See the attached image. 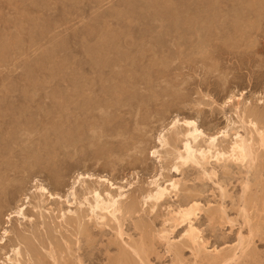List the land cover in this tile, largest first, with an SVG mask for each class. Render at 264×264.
I'll list each match as a JSON object with an SVG mask.
<instances>
[{"label": "rangeland", "instance_id": "obj_1", "mask_svg": "<svg viewBox=\"0 0 264 264\" xmlns=\"http://www.w3.org/2000/svg\"><path fill=\"white\" fill-rule=\"evenodd\" d=\"M249 4L246 45L209 19L206 54L201 0H0V187H11L0 264H114L141 242L146 260L133 253L127 264H224L216 257L226 253L229 264H264V149L250 164L176 159L186 119L207 136L227 131L222 150L237 132L257 136L235 110L264 101V2ZM174 181L179 192L147 199ZM42 185L55 199L40 201ZM90 190L123 193V213L99 219ZM195 204L201 246L186 238L189 222L173 219Z\"/></svg>", "mask_w": 264, "mask_h": 264}, {"label": "bare ground", "instance_id": "obj_2", "mask_svg": "<svg viewBox=\"0 0 264 264\" xmlns=\"http://www.w3.org/2000/svg\"><path fill=\"white\" fill-rule=\"evenodd\" d=\"M202 1V8H203V12H202V17H201V20H202V23L204 24L202 26V37H203V47H204V50L206 49V54H207V51H209V47H208V44H209V37L211 35H209V25H208V22H209V19L214 22V28L218 31V30H222V28H224L225 26H228V28L230 29V32H234L236 30H238V34L235 32L234 36L235 37H238L237 38V43L239 44V46H243L245 43H244V38H243V35H244V31L242 32V30H244V26H247V24L252 25L250 23V20L252 18H254L255 16V13H253L254 11L252 10L251 8V5L249 4L250 3V0H212L213 2V5L211 6L210 5V0H201ZM259 1V0H258ZM262 2H264V0H260ZM250 5V6H248ZM93 6V5H92ZM124 7V6H123ZM128 7V6H127ZM201 9V8H200ZM219 10H222V13L220 15L219 13ZM212 11L213 14H209V12ZM256 12V11H255ZM263 12V11H262ZM190 15V14H189ZM261 15V14H260ZM211 17V18H210ZM224 19V22L222 25H220V28L218 26L219 22L221 19ZM222 23V22H220ZM254 23V22H252ZM252 26H250V29H251ZM226 28V27H225ZM212 29V28H211ZM57 30V29H56ZM212 31V30H211ZM216 31V32H217ZM223 31V30H222ZM226 32V31H225ZM249 32V31H248ZM214 33V31L212 32V34ZM230 34V33H229ZM209 35V36H208ZM224 32H220V34H217L215 35L214 34V37H216L215 41L217 43H221L224 45ZM249 36V35H248ZM213 37V35L211 36ZM236 39V38H234ZM213 40V39H212ZM246 41V40H245ZM106 43V42H105ZM236 43V42H235ZM236 43V45H237ZM212 44V43H211ZM8 45V44H7ZM246 45V44H245ZM83 46V45H82ZM207 47V48H206ZM212 47V46H211ZM210 47V48H211ZM237 47V46H235ZM247 47V46H246ZM252 49V48H251ZM242 50V49H241ZM245 51V50H244ZM97 52V51H95ZM235 53V52H234ZM233 56V55H232ZM243 56V55H242ZM79 64V63H78ZM81 70V69H80ZM78 73V72H77ZM123 74V73H122ZM130 75V74H128ZM225 81V80H224ZM66 84V83H65ZM90 85V84H89ZM75 86V85H74ZM80 87V86H79ZM95 87V86H94ZM78 89V88H77ZM88 91V90H87ZM77 92V91H76ZM52 95V94H51ZM233 95V94H232ZM244 95V94H243ZM236 98V96H235ZM234 98V99H235ZM60 99V98H59ZM62 99V98H61ZM64 99V98H63ZM231 100V101H234ZM239 99V98H238ZM240 100V99H239ZM229 101V100H228ZM245 101V100H244ZM258 101V100H257ZM230 102V101H229ZM250 102V101H249ZM247 103V102H246ZM255 103V102H254ZM227 104V102H226ZM231 104V102H230ZM239 104V103H238ZM245 104V102H244ZM235 105V104H234ZM95 106V105H94ZM240 106V105H239ZM239 106H235L238 112L241 113V118H242V122L243 123H247L248 125L252 126L253 128H255V132H257V136L259 139H255L254 138V135L252 132H254V130L251 131V134H250V138L248 137H245V136H242L241 134H239V132H237L236 137L234 139V141L231 143V145H229V147H227L228 145H226V149H221L220 148V139L222 138H227L228 137V132L227 131H221L220 134L218 135H214V136H207L205 134V132L199 127V124L197 122V120H184L183 121V125L186 127L183 126L184 128V138H185V141H184V145H183V151L180 152L177 156V160L179 161L180 164H182L183 166L185 165H191V166H204V165H207L212 162H217V163H221V162H225L227 163L226 161L228 160H231V161H234V162H237V163H241V164H246V163H254L255 161H257V159H260V154L263 152L260 150L261 148L264 149V129H260L259 128V124L258 123H264V101H260L256 104V106L254 105L253 106V101L252 103H248V104H245L244 108L241 109ZM232 107V106H231ZM60 109V108H59ZM63 109V108H62ZM120 109V108H119ZM118 109V110H119ZM223 109V108H222ZM66 111V110H65ZM123 111V110H122ZM223 111V110H222ZM224 112V111H223ZM236 112V113H237ZM88 113V112H87ZM222 113V112H221ZM127 114V113H126ZM235 114V112H234ZM225 115V114H224ZM240 115V114H239ZM238 115V116H239ZM240 118V117H239ZM228 119V117H227ZM182 120L179 118L178 120H176L174 122V126L173 127H176L179 123H181ZM182 124V123H181ZM246 124V125H247ZM244 127V126H243ZM264 127V126H263ZM59 129V128H58ZM251 129V128H250ZM181 130V129H180ZM183 130V129H182ZM74 131V130H73ZM249 132V131H248ZM178 133V132H177ZM162 136V135H161ZM171 136V135H169ZM176 136V135H175ZM64 137V136H63ZM177 137V136H176ZM57 138V137H56ZM205 138H207L205 140ZM176 139V138H175ZM168 140V139H167ZM165 138L161 139L160 141L162 142V146L166 145L167 146V141ZM174 140V139H173ZM206 143L205 146L202 145V142ZM222 142V140H221ZM225 142V141H223ZM222 142V143H223ZM223 145H221L222 147ZM224 147V146H223ZM54 148V147H53ZM181 149V148H180ZM259 151H261L259 153ZM15 153V152H14ZM263 156V155H262ZM9 157V156H8ZM7 159V158H6ZM261 161V160H260ZM2 163V162H1ZM52 163V162H51ZM190 166V167H191ZM1 167V166H0ZM208 167V166H207ZM205 168V167H204ZM262 168V167H261ZM175 169L177 171H179V169L181 168H178L177 166L175 167ZM206 169V168H205ZM203 170V169H202ZM4 177V176H3ZM2 177V178H3ZM7 177V175H6ZM83 177V176H82ZM206 177V176H205ZM209 177V176H208ZM81 178V177H80ZM84 179V178H83ZM81 180V179H80ZM85 180V179H84ZM2 182H5L4 180ZM169 183V182H168ZM2 184V183H1ZM4 184V183H3ZM0 187V208H6L5 206V202L7 201V196H8V193H6V191L8 192L10 189L7 184L3 185ZM85 184V183H84ZM21 185V183H20ZM19 185V186H20ZM157 188L155 189V191H153L152 193H150L148 196H147V199H151V201L153 200L154 203L157 205L159 204L160 202H162L163 200H165L167 198V194L169 193H173V192H179V187H178V183L177 182H171L169 183V185H165V186H161L159 184H157ZM164 185V184H163ZM81 186V185H80ZM38 187V186H37ZM11 188V187H10ZM85 188V187H84ZM38 190L40 192L41 195H37L40 199V201L46 197L45 195H49V198L50 199H55L54 197V194H51L50 191H48V189L46 187H44L43 185L41 187H38ZM99 191V190H98ZM96 190H93V191H89L88 193L90 195H93L95 198V203L93 205V213L95 214L96 210H99L100 212H103V213H100V216L98 215V218L99 219H103L105 220L106 218V214H109L113 217V219H116V216L118 213H121L122 212V206H121V200L122 198L125 199V195L123 193L117 195V196H113L109 193H106L107 194V197L105 198L101 193L100 191L98 192ZM10 194V193H9ZM105 194V195H106ZM37 197V199H38ZM88 198V197H87ZM147 201V200H146ZM41 202H44L45 203V199L42 200ZM40 202V203H41ZM123 202V201H122ZM39 205V204H38ZM42 206V205H41ZM124 207V206H123ZM128 208V207H127ZM36 209V208H35ZM34 209V210H35ZM127 211L126 212H129V211H134L135 208L134 206H132L130 209H126ZM23 209H20L17 214L20 216L21 214L22 215H25ZM136 211V210H135ZM198 211H201V208L198 204H195V205H191L189 208H186V209H179V212L175 214L174 216V222L176 221V223H187L189 222V230L187 231V234L186 235V238L193 242L195 245L198 243V239L200 238V230L198 231L197 228H194V225H192L193 223V219L196 218L198 216ZM106 212V214H104ZM37 213V212H36ZM72 213V212H70ZM84 213V212H83ZM123 213V212H122ZM131 214V212H129ZM134 213V212H133ZM249 213V212H248ZM97 214V213H96ZM102 214V215H101ZM219 214V213H218ZM13 215V214H10V216ZM44 215V214H43ZM4 216V212L3 210H0V221L2 222V217ZM41 216V215H40ZM85 215H83L84 217ZM43 217V216H42ZM97 217V216H96ZM210 217V216H209ZM216 217V216H215ZM81 218V217H80ZM87 218V217H86ZM219 218V217H217ZM107 219V218H106ZM172 219V218H171ZM11 220V219H10ZM82 220V218H81ZM66 221V220H65ZM119 221V220H117ZM0 222V223H1ZM80 222V221H79ZM81 224V223H80ZM108 225V224H107ZM179 226V225H178ZM94 228V227H93ZM56 229V228H55ZM81 229V228H80ZM84 230V229H83ZM92 230V229H91ZM258 230V229H257ZM52 232V231H51ZM36 233V232H35ZM86 232H81L80 234H84ZM11 233L6 230L3 234V237L1 239V242L0 244H5V239L3 238H7ZM168 234V233H167ZM20 235V234H19ZM89 235V234H88ZM93 235V234H92ZM22 236V235H21ZM33 236V235H32ZM86 236V235H84ZM254 236V235H253ZM24 237V236H23ZM21 237L23 240L22 242L24 241L25 242V245H26V249H27V253L28 251H31V253H35L37 251L36 247H35V243L32 241V240H28V239H25ZM26 237V236H25ZM90 237V236H89ZM251 237V236H250ZM25 239V240H24ZM52 239V237H51ZM50 241V240H49ZM48 241V242H49ZM21 242V241H20ZM78 242V241H77ZM200 242V241H199ZM202 242V241H201ZM242 242V245H244V242ZM7 243V242H6ZM81 243V242H80ZM130 243V242H129ZM200 245V243H198ZM204 244V243H203ZM249 244V243H248ZM51 245V244H50ZM62 245V244H61ZM135 245V244H134ZM133 245V246H134ZM144 242H141L138 246L137 249H134L131 245V249L132 251H134L133 253H135V255L137 257L140 258L141 261L144 262V260H146L145 258L146 257H143L145 256L146 254V251L144 249ZM72 246V245H71ZM201 246V245H200ZM199 246V247H200ZM70 247V246H69ZM68 247V248H69ZM73 247V246H72ZM122 247V246H121ZM130 247V246H129ZM146 247V246H145ZM204 247V246H203ZM55 248V247H54ZM60 248V247H58ZM241 248V247H240ZM243 248V246H242ZM20 249V248H19ZM19 249H15L14 251L18 253V255L22 256V253L21 251H19ZM65 249V248H64ZM21 250V249H20ZM36 250V251H35ZM129 250V249H128ZM128 250L126 251H123V253H121L118 257H116L115 259V263L114 264H127V262L129 261L128 259V256L130 255L128 252ZM147 250V249H146ZM55 251V250H54ZM53 251V252H54ZM176 251V250H175ZM52 252V254H54ZM56 252V251H55ZM126 252V253H124ZM195 252V251H194ZM30 253V252H29ZM37 253V252H36ZM61 253V252H60ZM132 253V254H133ZM179 253V252H178ZM218 253V252H217ZM52 258L55 257L54 255H52ZM94 254V253H93ZM131 254V255H132ZM243 254V252H242ZM30 255V254H29ZM36 256H34V258L38 257V259H36L37 261L40 260L41 258H39V256L41 257V255H37L35 254ZM59 255V254H58ZM130 255V256H131ZM237 255V254H235ZM32 256V255H30ZM50 256V257H51ZM240 256V255H239ZM33 257V256H32ZM63 257V256H62ZM95 257V256H94ZM133 257V256H132ZM236 257V256H234ZM234 257H232L230 254L227 255H221L220 256L218 255L216 257V261H221V263H224V264H229L228 262L231 261V260H234ZM90 258V257H89ZM8 259L11 261L12 258L11 257H8ZM44 259V258H43ZM136 259V258H134ZM207 259V258H205ZM258 259V258H257ZM18 260V259H17ZM20 260V259H19ZM55 260V259H54ZM76 260V259H75ZM85 260V258H84ZM91 260V259H90ZM128 260V261H127ZM9 261V262H10ZM43 261V260H42ZM41 261V262H42ZM56 261V260H55ZM77 261V260H76ZM135 261V260H134ZM183 261V260H182ZM235 261V260H234ZM238 261V260H237ZM14 262V261H13ZM39 262V261H38ZM130 262V261H129ZM142 262V264H144ZM11 263V262H10ZM21 264V262L17 261L15 264ZM60 263V262H59ZM132 263V261H131ZM137 263V262H136ZM220 263V262H219ZM5 264V263H4ZM7 264V263H6ZM36 264V263H35ZM41 264V263H40ZM55 264V263H54ZM65 264V263H64ZM70 264V263H69ZM81 264V262H80ZM231 264V263H230ZM234 264H236L234 262Z\"/></svg>", "mask_w": 264, "mask_h": 264}]
</instances>
